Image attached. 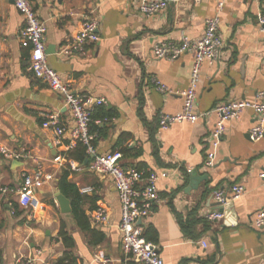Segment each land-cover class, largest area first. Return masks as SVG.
Wrapping results in <instances>:
<instances>
[{
    "label": "crops",
    "instance_id": "crops-1",
    "mask_svg": "<svg viewBox=\"0 0 264 264\" xmlns=\"http://www.w3.org/2000/svg\"><path fill=\"white\" fill-rule=\"evenodd\" d=\"M30 1L47 28L48 65L77 95L105 99L96 109H103L102 116L114 114L112 120L104 116L95 122L102 130L92 133L96 153L121 154L124 169L169 173L158 182L160 201L138 223L164 264H264V227L253 225L264 211V138H252L254 112L246 110L226 123L214 164L206 167L214 114L160 130L161 115L183 109L195 55L154 57L156 45L202 38L206 22L219 16L223 48L216 61L203 65L197 111L210 113L219 104L264 96V38L258 24L264 1H228L219 11V0H176L154 16L140 12L141 0ZM89 17L98 20L99 42L84 53L62 54ZM23 28L13 1L0 0V148L33 157L12 160L0 152V186L21 187L25 174L37 167L52 179L37 195L43 208L35 217L16 196L0 197L2 264L28 257L37 264H58L67 252L74 264L135 263L122 251V209L112 179L90 171L91 157L83 165L67 157L77 147L68 149L72 115L63 97L30 71L31 48L19 40ZM155 82L168 92H159ZM59 157L62 161H56ZM64 169L80 193L78 216L59 187ZM189 169L207 176L198 188H189ZM237 184L245 187L244 196L223 210L224 219L210 223L207 215L219 209L214 193ZM59 194L70 201V213L62 212ZM15 204L19 208L13 213ZM100 207L109 215L106 225L95 220Z\"/></svg>",
    "mask_w": 264,
    "mask_h": 264
},
{
    "label": "built area",
    "instance_id": "built-area-1",
    "mask_svg": "<svg viewBox=\"0 0 264 264\" xmlns=\"http://www.w3.org/2000/svg\"><path fill=\"white\" fill-rule=\"evenodd\" d=\"M15 8L21 14L24 28L20 32L19 40L23 47L31 48L30 71L34 76L44 82L53 91L64 99L65 107L70 111L74 128L71 134V142L68 149L75 148L78 144L86 147L87 154L92 158L89 165L91 172L106 175L112 179L117 189L122 209V220L119 225L121 233L122 251L127 259L138 264H164L156 245L148 242L143 236V230L138 226L139 219L149 216L152 207L160 201L158 182L170 175L168 172L157 173L146 170H130L120 166L121 154L109 153L98 155L94 147L95 136L91 133L92 117L97 108L106 104L103 98L97 99L92 96H81L74 93L70 85L65 83L58 72L52 69L47 62V44L45 23L38 17L30 0H12ZM228 1H251L261 2L264 0H219L218 9L222 11ZM176 0H141L140 12L147 16H154L166 11ZM258 24L264 38V13L258 15ZM220 18L216 16L206 22V30L202 38L196 41L185 39L179 46L162 43L154 47V57L157 59H177L184 53L191 51L195 55L191 71L190 85L183 93L184 105L180 113L176 115L160 116V130L166 131L174 124H195L200 118L214 114L217 121L213 127L209 143L210 150L206 161V167H211L216 159L217 151L226 133V123L239 119L246 110H252L256 118V126L252 131L254 140L264 138V101L263 94L259 93L254 101H238L217 105L210 113L197 111L198 87L201 80V72L206 61L213 63L220 57L223 42L219 35ZM98 20L94 17L87 18L82 24L80 32L72 42L64 47L62 54L69 55L73 52H85L89 44L99 42ZM159 92L166 93L168 88L155 82ZM56 122L54 125L56 126ZM0 152L12 160L30 159L26 151L17 153L6 148H0ZM56 161H62L59 157ZM193 174L192 170H188ZM264 182V171L260 174ZM52 179L44 174L42 167L25 174L24 181L19 188L0 186V197L16 196L19 206L26 208L35 217L42 211V205L37 197L41 188ZM139 185H145L143 190ZM245 187L237 184L229 188H222L213 195L219 209L210 212L207 220L215 223L224 219L223 210L231 203L239 200L245 194ZM15 209L13 208V213ZM95 220L100 225H106L109 215L105 208L100 207L95 214ZM257 229L264 227V211L259 212L253 221ZM0 264L2 259L0 257ZM17 264H37L33 257L19 259ZM45 264V263H44Z\"/></svg>",
    "mask_w": 264,
    "mask_h": 264
},
{
    "label": "trees",
    "instance_id": "trees-1",
    "mask_svg": "<svg viewBox=\"0 0 264 264\" xmlns=\"http://www.w3.org/2000/svg\"><path fill=\"white\" fill-rule=\"evenodd\" d=\"M103 109H99V110H96L93 117H92V123H91V133H95L96 130H99V131H102L101 130V127L99 125H96V121L97 120H103V117H107L108 120H112V118H114V114L113 113H110V114H106L104 116H102L100 114V112H102ZM157 130V129H156ZM152 134H151V138L153 139L154 137V132L151 131ZM96 140V139H95ZM96 144V141H94V146ZM67 157L68 159H71V160H74V161H77L79 162V164L83 165L86 160H91L90 157L88 156L87 154V149L85 146L81 145V144H78L77 147L69 152L67 154ZM91 163V161H90ZM69 176H70V172L67 170V169H64L61 173V177H60V181H59V187L61 189V191L67 195L69 198H71L72 200V204H73V214L75 216H78L80 212H82L80 210V205H79V200H80V193H79V190L78 188L71 184L69 182ZM15 211L18 210V205L15 204L14 207ZM65 233L64 231H61L60 233V236L65 240ZM143 236L147 239V235H146V232H143ZM74 264V259L72 258V255H70V253H66V255L64 256L63 259H61L58 264ZM131 264H135V263H131Z\"/></svg>",
    "mask_w": 264,
    "mask_h": 264
},
{
    "label": "water",
    "instance_id": "water-1",
    "mask_svg": "<svg viewBox=\"0 0 264 264\" xmlns=\"http://www.w3.org/2000/svg\"><path fill=\"white\" fill-rule=\"evenodd\" d=\"M89 161V160H87ZM202 179H207V176H197L196 173L193 172L191 175V181H190V187L189 188H198L197 185ZM57 201L59 203V206L63 213H70L71 212V206L70 201L66 199L63 195L57 196ZM142 219H139L138 223H141Z\"/></svg>",
    "mask_w": 264,
    "mask_h": 264
}]
</instances>
